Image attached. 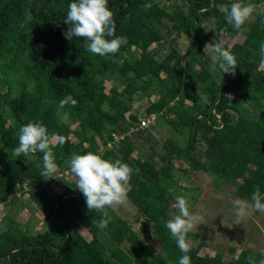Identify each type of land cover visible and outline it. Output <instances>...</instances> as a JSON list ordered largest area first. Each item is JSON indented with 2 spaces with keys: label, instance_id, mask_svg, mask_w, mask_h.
Instances as JSON below:
<instances>
[{
  "label": "trees",
  "instance_id": "16d2710c",
  "mask_svg": "<svg viewBox=\"0 0 264 264\" xmlns=\"http://www.w3.org/2000/svg\"><path fill=\"white\" fill-rule=\"evenodd\" d=\"M182 1L185 10L178 8L168 13L153 0H108L114 14L115 36L106 38L125 40L117 53L99 56L87 51L84 39L68 40L63 35L70 27L64 20L73 0H0V204L9 195L24 190L33 206L43 211L45 221L43 230L31 235L10 229L13 244L0 234V264H178L184 253L165 227L172 218L169 201L178 188L173 160L186 157L198 140L203 145V161L189 158L192 171H207L204 163L208 162L220 171L221 181L228 178L233 183L240 178L235 188L238 199L251 201L257 187L264 196V69L258 70L259 45L264 42V8L259 6L264 0H239L254 5L255 10L253 20L250 18L238 30L226 22L217 7L224 0ZM144 4L152 7L146 10ZM209 18L212 32L201 26ZM161 20L167 21L175 34L190 39L185 76L180 72L183 56L168 54L157 62L148 54L150 46L162 38L158 28ZM222 33L230 38L242 35L240 42L228 48L236 58L235 75L223 74L218 67L211 71L205 66L201 47L193 41L199 36L215 43V34ZM132 52L140 63L128 59ZM111 57L121 62L117 67L123 81L120 93L111 86L106 91L103 87L104 76L113 70ZM194 65L197 71L192 69ZM130 71L133 75H129ZM159 73L166 77L165 90L148 104L141 118L152 114L155 122L163 112L167 113L171 116L166 119L167 125L179 137L187 134V142L176 156L163 153L159 167L149 158L143 160V167H133L129 158L134 148L127 133L129 129L133 131V126L139 129L141 119L130 115L124 119V104L138 91L144 92L145 85L150 79L156 80ZM191 79L198 84L197 91ZM207 80L211 87L204 85ZM236 94L245 106L237 101L230 113L225 108L227 97ZM69 95L76 105L60 108V100ZM117 97L122 99L116 108L113 105ZM184 100L190 105H185ZM105 105L107 110L103 109ZM65 113L67 120L63 119ZM70 121L76 129L69 127ZM29 122H43L49 134L71 133L72 138H65L63 145H52L58 174H70V157L89 151L112 162L119 159L128 164L133 173L126 200L159 231L163 256L148 252L126 221L109 209L111 222L105 229L98 228L102 213L88 210L75 182L72 186L53 177L51 184L59 190L47 195L42 186L51 177L41 175L43 153L38 152L37 158L32 154H12L19 143V128ZM112 134L117 138L113 139ZM24 180L29 184L27 189L22 187ZM91 212H96L97 217L91 219ZM79 227L89 234L88 241L78 233ZM116 235L126 242L124 251L113 242ZM187 254L191 264H196L198 259ZM249 257L256 264L263 258L243 252L233 262L210 258L204 261L249 264Z\"/></svg>",
  "mask_w": 264,
  "mask_h": 264
},
{
  "label": "rangeland",
  "instance_id": "374dc122",
  "mask_svg": "<svg viewBox=\"0 0 264 264\" xmlns=\"http://www.w3.org/2000/svg\"><path fill=\"white\" fill-rule=\"evenodd\" d=\"M153 1L158 7L164 9L168 13L178 8H183L182 10H185V5L182 0ZM232 1L239 2V0H224V3L218 4L217 7L221 9V5H228ZM259 7L264 8V4ZM251 20H253V17H251L250 21ZM257 24L261 25L259 21ZM210 25V18L209 20H203L201 23L204 29L211 30L212 32V26ZM169 26L170 24L167 21L161 20L158 28L160 34H162V38L158 43L150 46L148 54L157 62L165 59L168 54L171 55L174 53L183 56L180 72L185 76L188 71L186 68L185 53L190 39L183 34H175L170 30ZM214 37L217 42L222 43L227 49L234 42H240L242 40V35L240 33L232 38L228 35L223 36V33L215 34ZM193 41L201 47L202 56L206 61L205 66L208 65L209 69H211L214 63L212 54L203 51L205 44L208 42L199 36L193 38ZM129 57L128 59L131 63H134V61L140 63L136 53L132 52V54H129ZM110 63L113 70H110L104 76L102 81L103 87L106 91L107 87L111 86L116 92L120 93L123 88V81L117 72V67H119L121 62L116 57H111ZM197 68L198 67L194 65L192 69L197 71ZM261 69H264V67L259 66L258 70ZM129 75H133V73L130 71ZM157 79H150L148 84L145 85L146 89L144 92L138 91L130 100H126L124 104L126 109L123 112L124 119H126L127 116L129 117V115L142 119L141 117H143L145 108L149 103L157 99L158 95L165 90V85H167L165 81L166 77L162 73H159ZM192 81L193 79H191V82ZM197 85V83H193L195 91H197ZM204 85L206 87L212 86L209 80H207ZM244 92L246 91H243V93ZM120 98L122 99V97H117L116 100H114L115 104L113 106L116 108L121 100ZM241 98L239 94L227 97L228 102L225 108L231 113L237 101L242 102L245 106V101ZM184 104L190 105V102L184 100ZM103 109L107 110V106H103ZM162 114L163 115L157 117L155 122L149 125V127L145 129H134L133 126L131 127L133 131L127 133L129 135V142L134 148L129 158L130 165L133 167H143V160H145V158L151 159L155 167H159L161 165L159 157L163 155V153L171 152L176 156L186 145L187 134L179 137L166 123V119H169L171 116H168L167 113L164 112ZM215 116L218 118L217 115ZM68 125L71 129H76L73 121H70ZM61 136H63L64 139L72 138L71 133ZM58 145L59 143L54 144L56 147ZM202 150L203 145L201 141L198 140L196 146L186 157L181 156L173 160V176L177 180L178 188L169 201V208L172 214L171 217L178 214V210L172 207L177 195L185 196L189 211L202 217V221L196 224L193 229L187 233V240L190 242V251L188 253L193 254L196 259H198L196 264H205L204 260L207 258L214 260L221 259L223 263L228 261L233 262L237 255L243 252L262 256L261 253L264 252V214L252 210L247 219L237 224L232 201L238 199L235 194V188L239 184L240 178L235 179L233 183L229 182L228 178L227 180L224 179L221 181L218 176L220 171L208 162L207 164L206 162L204 163L207 171H192L189 167V158L196 161H203ZM37 153L38 152L32 154L34 158L38 157ZM53 177L60 178L61 181H66L72 186L75 182L72 175L66 172L61 174L55 172L50 179L44 181L42 186V189L49 196L52 195L53 191L58 192L55 187L50 189L48 185H46L47 183L49 184V182L50 184L52 183L51 179ZM24 181L25 185H22V187L27 189L29 184L26 180ZM71 188L72 187H70V189ZM25 194L26 192L18 191L13 195H9L5 202L0 204V234H4V237H6L11 244H13L15 240L8 232L10 229H12V231L14 230L20 233L25 232L31 235L36 232H41L44 228L45 221L43 211L36 209L29 197ZM262 199H264V196H262ZM247 202L251 203V201ZM107 209L126 221L148 252L161 254L163 256L162 241L159 231L152 223L145 222L126 198L119 206ZM89 217L94 219L97 217V213L91 212L89 213ZM77 231L85 240L88 241L90 239L89 234L84 228L79 227ZM18 241L20 242V240ZM113 242L123 251L127 248L126 242L120 240L118 235L113 238ZM261 259H264V256L260 258L259 261ZM167 264L170 263L167 262Z\"/></svg>",
  "mask_w": 264,
  "mask_h": 264
},
{
  "label": "clouds",
  "instance_id": "9594fccd",
  "mask_svg": "<svg viewBox=\"0 0 264 264\" xmlns=\"http://www.w3.org/2000/svg\"><path fill=\"white\" fill-rule=\"evenodd\" d=\"M143 7L147 10L152 5L144 4ZM254 10L255 6L250 3L233 2L230 5H221L226 22L237 30L251 18ZM113 16L108 7V0H73L68 4L64 20L70 27L63 35L68 40H72L73 37L84 39L87 41V51L93 55L115 54L125 38H106L115 36ZM203 51L212 54L214 63L211 71H216L218 67L223 74L235 75L236 58L222 43H207ZM259 57L260 66L264 67V42L259 45ZM76 103L77 101L69 95L60 100L59 107L64 108L69 104L75 106ZM67 118L65 113L63 119ZM18 140V146L12 152L14 156L41 152L43 153L41 175L51 177L58 170L52 145L57 143L63 145V136L49 134L43 122H29L19 128ZM67 163L70 174L75 177L76 189L84 196L88 210L102 213L97 227L107 228L112 220L107 208L117 207L124 202L133 169L119 159L112 162L91 151L84 155L73 154ZM250 199L251 203L240 199L232 201L237 224L247 219L252 210L264 214V202L259 187L255 188ZM172 207L178 210V214L166 221L165 227L181 253H184L178 264H191V257L187 254L190 251L187 233L202 221V217L189 211L187 199L183 195L175 197ZM261 255L264 256V252ZM248 261L249 264H256L251 257ZM258 264H264V259Z\"/></svg>",
  "mask_w": 264,
  "mask_h": 264
},
{
  "label": "built area",
  "instance_id": "2783aa9c",
  "mask_svg": "<svg viewBox=\"0 0 264 264\" xmlns=\"http://www.w3.org/2000/svg\"><path fill=\"white\" fill-rule=\"evenodd\" d=\"M150 115H152V114H150ZM147 116L146 118H144V119H141L139 122H138V124H137V128H139V129H144V128H147V126L148 125H150V124H152L153 123V121H154V115H152V116ZM130 131H131V129H129ZM112 138L113 139H116L117 138V136H115V135H113L112 134ZM107 146H109V144L107 145ZM25 192V191H24ZM26 195V194H25Z\"/></svg>",
  "mask_w": 264,
  "mask_h": 264
},
{
  "label": "crops",
  "instance_id": "0c3cea01",
  "mask_svg": "<svg viewBox=\"0 0 264 264\" xmlns=\"http://www.w3.org/2000/svg\"><path fill=\"white\" fill-rule=\"evenodd\" d=\"M223 36H225V35L223 34ZM24 182H25V181H24ZM24 182H23V185H25ZM48 187H49L50 189H53V188L55 187L56 190H59V188H58L56 185H54V184H50ZM22 192H24V190H23Z\"/></svg>",
  "mask_w": 264,
  "mask_h": 264
}]
</instances>
